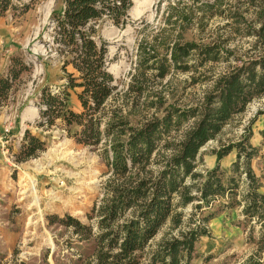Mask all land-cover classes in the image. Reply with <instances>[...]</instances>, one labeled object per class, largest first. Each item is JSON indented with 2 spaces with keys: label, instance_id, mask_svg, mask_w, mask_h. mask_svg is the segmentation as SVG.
<instances>
[{
  "label": "rangeland",
  "instance_id": "rangeland-1",
  "mask_svg": "<svg viewBox=\"0 0 264 264\" xmlns=\"http://www.w3.org/2000/svg\"><path fill=\"white\" fill-rule=\"evenodd\" d=\"M129 1L119 25L110 16L88 24L96 31L92 39L105 51V71L112 77L105 84L84 81L69 63V49L56 41L55 14L62 10L63 0H10L0 17V76L7 73L14 57L27 67L0 106V264H79L89 256L92 240L74 235L62 224H49V218L71 216L87 226L96 223L92 209L101 200L104 182L110 176L104 154L111 139L105 134L107 125L125 130L122 121L138 127L167 107H193L209 89L210 79L234 65L233 61L210 62L188 71L170 66L160 79L155 68L146 69L145 59L154 57L148 61L152 63L165 58L171 64V46L177 41L206 44L226 38V48L239 50L236 53L247 51L253 42L250 36L222 29L235 11H244L247 0ZM201 4L211 7L203 14ZM245 18L250 22L251 13L246 12ZM44 89L66 100L60 114L56 104L43 115ZM263 108L264 95L233 116L222 132L200 149L197 171L204 175L213 168L214 151L238 141L248 127L252 133L264 127L263 116L257 115ZM194 121L190 118L173 127L165 139H180ZM25 131L44 146L34 157L18 162ZM98 133L99 141L94 143ZM235 160L233 150L220 161L227 176ZM226 202L218 199L203 211V216L211 215L208 235L195 244L197 257L190 264H242L256 250L246 242L244 229L248 226L240 224L241 208H225ZM185 212L190 214L192 209ZM251 225L256 236L258 226ZM165 231L167 227L153 242ZM261 261L264 264V252Z\"/></svg>",
  "mask_w": 264,
  "mask_h": 264
},
{
  "label": "trees",
  "instance_id": "trees-1",
  "mask_svg": "<svg viewBox=\"0 0 264 264\" xmlns=\"http://www.w3.org/2000/svg\"><path fill=\"white\" fill-rule=\"evenodd\" d=\"M9 5L10 0H0V17ZM244 5V11H235L222 29L228 27L234 35L252 37L247 51L227 49L226 38L206 44L177 41L171 46V64L165 58L152 63L148 61L154 57L144 60L146 69L155 68L160 79L168 74L170 66L188 71L210 62L233 61L234 65L210 79L209 89L193 107H167L160 116L152 114L138 127L122 121L120 126L125 130L117 131L113 124L107 125L105 134L111 139L104 154L110 176L104 182L101 200L92 209L96 223L87 226L71 216L49 218V224H62L71 228L74 235L92 240V253L80 259L79 264H190L197 257L195 244L208 235L211 215L203 216V211L218 199H226L225 208H241L240 224L248 226V230L244 229L246 242L256 246L242 264H262L264 194L259 192L260 179L251 166L257 150L250 143V127L238 141L214 151L213 168L204 175L197 171L200 149L214 140L233 116L243 113L251 101L264 95V0H247ZM129 6V0H63L62 10L55 14L56 41L69 49V63L87 83L112 81L104 67L105 51L92 39L96 31L88 24L110 16L119 25ZM201 6L203 14L211 7ZM246 12L251 13L250 22L245 18ZM25 70L27 67L19 58L11 59L7 73L0 76V106ZM136 90L140 92L142 88ZM42 101L46 106L43 115L54 110L56 104L60 106L58 114L66 108V100H59L45 89ZM257 115L263 116L264 125V108ZM190 118H194V125L180 139H165L173 127ZM52 123L49 121V125ZM98 136L99 133L94 143H98ZM23 140L18 162L34 157L44 146L29 131H25ZM233 150L236 160L227 176L220 161ZM154 164L156 169L152 168ZM188 207L192 209L190 214L185 212ZM252 223L258 226L256 236ZM163 227L167 231L153 242Z\"/></svg>",
  "mask_w": 264,
  "mask_h": 264
},
{
  "label": "crops",
  "instance_id": "crops-1",
  "mask_svg": "<svg viewBox=\"0 0 264 264\" xmlns=\"http://www.w3.org/2000/svg\"><path fill=\"white\" fill-rule=\"evenodd\" d=\"M263 129V126L257 128V131L252 133L251 137V145L257 150V154L253 158L251 166L255 175L260 179L259 192L262 194H264V135L262 134Z\"/></svg>",
  "mask_w": 264,
  "mask_h": 264
},
{
  "label": "built area",
  "instance_id": "built-area-1",
  "mask_svg": "<svg viewBox=\"0 0 264 264\" xmlns=\"http://www.w3.org/2000/svg\"><path fill=\"white\" fill-rule=\"evenodd\" d=\"M0 44H1V42H0Z\"/></svg>",
  "mask_w": 264,
  "mask_h": 264
}]
</instances>
